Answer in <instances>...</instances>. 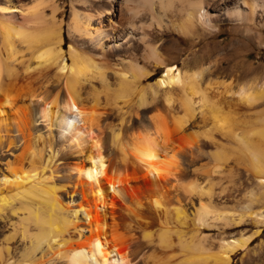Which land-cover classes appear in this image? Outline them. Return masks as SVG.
Instances as JSON below:
<instances>
[{"label": "bare ground", "instance_id": "obj_1", "mask_svg": "<svg viewBox=\"0 0 264 264\" xmlns=\"http://www.w3.org/2000/svg\"><path fill=\"white\" fill-rule=\"evenodd\" d=\"M24 1L27 0H0V151L6 152L5 147H15L17 143L14 139H17H12L11 133L16 132L25 143L23 150L30 152L31 160L29 168L21 166L11 169L9 175L1 174L0 219L9 211L7 214L16 220L11 221L10 225L20 227L22 240H29L23 251V264H45V259L47 264H130L128 253L114 232L107 233L105 224L108 209L114 206L111 197L121 201L130 186L129 180L114 179L109 175L111 163L102 154V147L98 148L96 153L89 154L85 163L71 169L76 176L74 188L80 189L78 194L81 201L64 203L58 194L54 171L50 166L55 159L53 148L55 151L56 145L52 139L42 140L40 135L34 136V101H40L44 105L41 109H36L39 117L49 120L50 126L55 125L59 129L58 137L66 138L63 139L66 143H77L76 147L81 148L79 143L84 140L83 135L92 132V126L96 122L93 113L87 108L86 98H82L86 87L93 94L97 92L96 84L109 89L111 76L118 91L123 94L149 82L153 77L151 69L156 71L163 68V75L148 84L153 101L162 98V102L154 104L153 108L157 110L161 107L168 118L176 120V130L183 132L188 127L192 128L189 119L195 112L192 100L196 97L199 112L203 113L205 108L214 131L221 136L219 138L214 133L208 134L209 145L214 147L226 137V133L232 134L236 118H230L228 111L224 112L219 107L220 104L215 102L216 99L210 100L207 90L204 91L207 86L215 83L203 78L209 66L190 73L182 71L178 66L169 65L175 59L173 54H178L176 44L170 40L163 41L164 43L157 41L164 39L167 33H174L187 40L198 36L199 31H202L197 42L193 43V47L199 49L194 52L190 62L207 64L209 59L219 55L222 50L220 44L208 48L209 41L206 42L208 39L205 36L208 28L222 17L253 26L256 18L264 17V0H73L71 15L66 23L67 35L71 39L66 51L64 8L55 0H35L31 5ZM16 8L20 10V17L12 14V10L15 11ZM96 21L98 24L94 28ZM104 21L108 22L105 27L116 30L118 37H121V40L116 39L117 42L121 41L118 49L114 44L111 46L110 39L106 43V35L104 31L101 32ZM84 41L92 46H86ZM111 47L114 50L111 51ZM35 78L39 79L41 85L38 89L33 88L29 82ZM49 85L61 88L65 95L58 99L56 93L54 99L47 102ZM160 90L162 93L159 96ZM188 90H192V93H188ZM262 94L243 93L242 90L238 95V104L240 101L241 104L250 106ZM138 100L140 106L144 105L145 98L140 92ZM176 102L183 112L179 118L174 116ZM76 116H79L81 125L72 126ZM258 119L262 122L259 127L246 131L240 138L234 133L231 137L239 138L241 146H246L249 151L251 166L262 171L264 114L259 115ZM123 123L124 119L121 125ZM158 124L154 122L152 130L144 128L143 134L133 138L132 143L127 146L129 153L121 143V126L117 131L111 130L112 143L122 154L123 166L139 165L144 172L141 179L155 190L167 186L171 178L174 181L180 178L178 166L181 151H174L172 144L169 146L165 139V142L159 139ZM37 142H41L42 147L35 151ZM98 142H101L99 136L96 137L94 148ZM47 150L49 153L45 155ZM37 154L39 157L36 160ZM259 173L257 178L262 179L264 174ZM192 188L190 184L185 186L188 193ZM75 194L71 192L69 197L73 198ZM160 198H155V206ZM206 207L201 204L197 210L193 218L194 234H189V237L183 231L184 226L188 229V215L181 207L175 209V229H161L158 236L160 246L165 250L173 247L171 235L175 234L176 245L182 250H189L182 259L184 264H231L232 257L241 250H247L254 240V236H232L236 229L242 227L244 218L253 213L245 212L246 216L217 214L214 219L216 225L212 224L217 226V238L207 239L199 233L201 225L207 224L205 219L208 214L204 215L208 210ZM257 216L260 219L256 223L263 225L264 211ZM30 224L38 229H31ZM191 226L193 225L189 227ZM259 233L260 230H257L255 237ZM187 249L185 250L188 251ZM3 252L8 259H5ZM9 257L10 248L6 245L0 249V264L4 259L7 264H12Z\"/></svg>", "mask_w": 264, "mask_h": 264}, {"label": "rangeland", "instance_id": "obj_2", "mask_svg": "<svg viewBox=\"0 0 264 264\" xmlns=\"http://www.w3.org/2000/svg\"><path fill=\"white\" fill-rule=\"evenodd\" d=\"M55 1L65 11L64 50L66 51L71 42L67 35L66 23L71 15L73 0ZM32 2H35V0L24 1L28 5H31ZM77 7L80 10L82 9L79 6ZM18 9L12 10V14L20 17L21 13ZM97 24V21L94 22V28L97 27ZM101 25V32L104 31L103 33L106 35V43L110 39L111 46L114 44L113 46L116 49L121 47V41H116L119 38L116 30L105 27L108 25L107 21L102 22ZM201 32L199 31L198 36L202 35ZM198 36L183 40L174 33H167L164 39L157 41V43L169 42L170 40L176 44L178 54H173L175 59L168 64L178 66L182 71L193 73L209 66V70L205 71L203 78L213 80L215 83L207 86L204 91L207 90L206 93H208L210 100L216 99L215 102L217 101L216 103L220 104L219 107L224 112L228 111L230 118H236L234 120L235 126H232L231 133L237 134V137L240 138L246 131L259 127L262 124L258 119L259 115L264 114V17L256 18V23L253 26L229 21L223 17L220 18L219 21L208 28L205 36L208 39L206 42L209 41L208 48L220 44L222 50H220L219 55L213 56L204 65L190 62L194 52L199 49L198 47H193V43L197 42ZM119 39L121 40V37ZM84 44L88 47L92 46L85 41ZM110 50L114 49L111 47ZM180 50L181 54L179 55ZM151 71L153 72V77L149 82H145L140 88L129 89L123 94L118 91L115 80L111 76H109V89L101 88L96 84L97 92L93 94L89 87L85 88V94L82 98H86L87 108L93 113L96 122L92 126L93 131L83 135L84 140L79 143L81 148L76 147L77 143L69 141L66 143L63 140L66 138H59V129L55 125L50 126L49 120L39 117L36 109H41L44 105L40 101H34L32 106L34 112H36L32 126L35 132L34 136L40 135L42 140L52 139L54 145H56L55 151L53 148L55 159L50 166L54 171L59 196L64 203L72 200L81 201V197L78 194L80 189L78 187L74 188L76 176L71 172V169L76 165L85 163L89 154L96 153L98 148L102 147V154H104L105 158H108L113 167H111L112 172L110 168L109 175L114 179L126 178L130 182L128 183V186L130 185L127 189L128 191L127 193L125 192L126 194L121 201L111 197V200L114 201V206L108 209L109 215L107 214L105 221L107 233L114 232L121 246L128 253L130 264H182V259L189 250L187 248L182 250L178 244L176 245L175 234L171 235L174 241L173 247L165 250L160 246L158 236L164 227L174 231L173 229L176 226L174 211L178 207L183 208L188 215V229H185L186 226H184L183 231L188 233L187 237L191 233L194 234L193 218L201 204L207 206L206 209L208 210L204 215L206 214L207 216L208 214L205 220L210 226L207 224H204L205 227L201 225L203 229L201 228L202 232L200 231L199 233L207 239L209 237L210 239L217 238L215 236L218 231L214 220L217 214L224 213L237 216L252 212V216L245 217L242 227L236 229L232 236L234 235L237 238L254 236V240L247 250H241L232 257L231 264H264V224L258 225L256 223L260 219L257 214L264 211V169L259 171L256 166H251L250 154L246 146H241L238 141L239 138L237 139L236 136H234L235 138L231 137L232 134H229V132L214 147L209 145L208 134L214 133L219 138L221 136L219 132L214 131L205 108H203V113L199 112V105H196L198 102L196 97L192 100L195 112L193 117L189 119L192 128L188 127L183 132L177 131L175 128L176 120L172 121L168 118L161 107L157 110L153 108L154 104L162 102V98L159 97L156 101H153L152 90L148 89V84L152 83L153 79L163 75L164 69L160 68L156 71L151 69ZM29 82L35 89L41 86L37 78ZM242 90L243 93L250 92L255 94L262 92L263 94L260 97L261 99H256L252 103L254 105L251 104L252 106L250 105V107L241 104L242 102L240 103V101L238 104V100H240L238 95H240ZM225 91H227V94H225ZM47 92L50 93L47 102L52 101L56 93H58V99L65 95V91L55 85H49ZM139 92L145 98V103L142 106L139 105ZM161 93L162 90L159 91V96ZM188 93H192V90H188ZM174 110L175 118L183 115L179 103H175ZM122 119H124L123 125H121ZM76 120L78 121L76 122ZM74 121L72 126L75 124L81 125L79 116H76ZM164 121L165 123H163ZM154 122L159 123V132L157 133L160 137L159 139L162 142L166 141L169 146L172 144L171 148L174 151H181L178 166L180 168L179 180L174 181L171 178V182L167 186L156 188V190L141 179L144 172L139 168V165L129 164L127 167L123 166L122 154L113 145L111 133V130L117 131L121 126V143L127 153H129L127 146L132 143V139L138 137L141 133L143 134L145 132L144 128L152 130ZM193 124L196 125L194 126ZM15 135L17 136L18 134L16 132L11 133L12 139H17V141L14 139L15 143H17L15 144L16 148L5 147L6 152L4 150L0 151V176L1 174L9 175L11 169L21 166L29 168L30 166V152L23 150L25 143L20 140L21 136L18 135V138ZM97 136H99L101 142H98L97 146H95L96 148H94ZM162 136L163 139L161 138ZM62 145L63 147H60ZM41 147V142H37L34 149L38 151ZM48 153L49 150H47L45 155ZM42 154H44L43 151ZM38 157L39 154H37L35 159L37 160ZM259 172H262V179L257 178L260 175ZM188 184L192 185V189H195V191L191 189L188 193L185 189ZM71 192L76 193L73 198L69 197ZM155 192H158L159 195L163 194L164 200L162 196ZM155 196L161 197L160 200L162 199L161 201L158 200L156 206L154 204L157 201ZM7 212L9 211H6V215L0 219V249L7 245L10 248V262L12 264H23L22 255L29 240H22L20 227L14 228L10 225L11 221L14 222L16 220L9 214L10 212L8 214ZM191 224L193 226L189 227ZM212 224L215 225L213 226ZM112 225L113 228H111ZM29 226H31V229H38L33 224ZM257 230H260V233L255 237L254 233ZM3 254L5 259H8L5 252ZM5 259L1 264H7ZM46 262L47 259L43 261V263L47 264Z\"/></svg>", "mask_w": 264, "mask_h": 264}]
</instances>
